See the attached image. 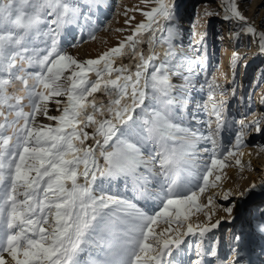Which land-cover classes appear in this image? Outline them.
Masks as SVG:
<instances>
[{"label": "snow or ice", "instance_id": "6c2138e0", "mask_svg": "<svg viewBox=\"0 0 264 264\" xmlns=\"http://www.w3.org/2000/svg\"><path fill=\"white\" fill-rule=\"evenodd\" d=\"M143 3L132 9L140 20L125 9L124 38L84 59L68 48L80 43L76 32L96 39L107 0H0V264H251L243 231L229 230L234 246L222 260L213 230L226 218L191 216L245 130L264 128L239 120L235 144L221 152L232 121L204 71L207 32L185 45L175 0ZM250 3L218 7L232 36L264 55V16L246 15ZM241 58L231 53L233 65ZM257 187L222 199L250 202ZM236 209L237 200L223 208L229 222ZM247 212L249 234L264 238V200Z\"/></svg>", "mask_w": 264, "mask_h": 264}, {"label": "rangeland", "instance_id": "374dc122", "mask_svg": "<svg viewBox=\"0 0 264 264\" xmlns=\"http://www.w3.org/2000/svg\"><path fill=\"white\" fill-rule=\"evenodd\" d=\"M178 10L177 23L182 28L184 43L187 45L192 34L197 37L207 32L206 36V59L204 60V71L209 79H215V83L223 90L227 100V118L232 121V127L225 128L221 132L220 141L223 145L221 152H226L235 144V134L239 130V120L245 122L259 119L261 127L264 128V104L261 98L264 97V55L258 53L253 46H248L246 37L241 36L236 39L232 36V25L222 19V10L218 7V0H175ZM110 7L105 13H98L97 23L99 27L93 33L96 39H91L88 31L83 33L76 32L75 36L80 43L75 48H68L70 53L78 58H94L102 51L114 46L119 39L124 38L127 32L117 31L126 28L124 20L125 9H128L129 16H135L137 20L142 19L139 12L132 9L145 7L143 0H107ZM245 6V14L259 23L261 16H264V0L262 5ZM211 13L206 15L205 13ZM187 22H195L200 29L196 30L185 25ZM231 37V38H230ZM69 41L75 43L72 37ZM68 47V45H65ZM238 52L241 59L233 65L231 53ZM127 63V60H125ZM235 73V74H234ZM198 79L203 82L204 76ZM235 88V95L232 94ZM218 90V91H219ZM244 144L237 151V156L229 158L226 166L216 170L214 175H220L222 179L217 182L218 187H207L205 191L199 194L197 204L201 207L197 210L192 209L193 222H206L207 213L214 212L212 221L225 217L218 229L213 230L214 236H219L218 246L219 257L224 260L231 255L229 248L234 246L230 239L229 230L234 233L243 231L245 240L241 254L245 260L251 264H264V254L261 248L264 247V238L255 234H249L251 229L246 223L247 210L256 208L260 200H264V193L259 187L261 177H264V131L255 132L254 127L246 129ZM243 153V155H239ZM220 158H223L221 156ZM239 158L242 167L236 165L235 159ZM260 165L261 168L256 167ZM214 179L210 177V181ZM255 181L258 187L254 190L252 201L245 202L234 196H230L228 201L222 199L226 190L237 192L250 186ZM209 197L213 198V204L209 205ZM233 200H237V209L233 215L237 218L229 222L227 213L223 211L224 207L230 206ZM163 227V225H161ZM206 264H216V258L206 256Z\"/></svg>", "mask_w": 264, "mask_h": 264}, {"label": "bare ground", "instance_id": "6f19581e", "mask_svg": "<svg viewBox=\"0 0 264 264\" xmlns=\"http://www.w3.org/2000/svg\"><path fill=\"white\" fill-rule=\"evenodd\" d=\"M251 4H252L251 6L262 5L263 4V0H251ZM106 11H107V8L103 9L100 13H105ZM185 25L188 26V27H192V28H194L196 30L200 29L199 25L197 23H195V22H187V23H185ZM256 167L261 168L260 165H256Z\"/></svg>", "mask_w": 264, "mask_h": 264}]
</instances>
